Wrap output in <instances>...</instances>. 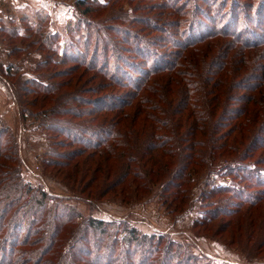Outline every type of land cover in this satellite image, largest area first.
<instances>
[{"label":"rangeland","instance_id":"1","mask_svg":"<svg viewBox=\"0 0 264 264\" xmlns=\"http://www.w3.org/2000/svg\"><path fill=\"white\" fill-rule=\"evenodd\" d=\"M98 1L90 17L111 37L108 49L100 46L99 53L94 51L95 39H90V52L98 65L107 63L108 57L107 65L115 73H133L132 63L150 68L152 64L142 63L135 49L152 39L159 43L151 47L153 53L166 59L161 64H169V69L152 74L139 90L128 81L122 86L109 83L96 69L79 62L35 69L51 52L46 45L44 48L39 33L29 28L24 16L38 23L46 15L49 22L40 33H47L50 26L63 40L61 44L68 40L74 43L80 55L77 57L82 59L85 49H79L85 46L88 32L70 28L80 21L77 0H0V28L18 31L12 35L0 30V128L10 127L11 131L5 130V139L11 137L17 145L24 179L55 196L59 201L50 202L53 208L73 216L59 237L64 238V246L72 244L81 226L83 243L94 250V242L103 238L102 232L91 235L86 228L87 219L94 217L113 223L104 237L107 243L116 241L113 255L120 261L125 257L132 264L135 259L140 264L144 257L149 261L151 253L146 250L156 242L155 238L151 244L150 235L164 232L177 242L175 246L189 250L203 264H264V235L263 228H259L264 222L255 216L261 210L264 214V200L260 206L247 209L249 202L240 206L241 200L232 192H208L214 186L238 189L241 180L237 172L248 165L256 167L252 176L260 168L264 180V30L256 31L264 12L258 13L259 0H228L243 8L241 11L254 10L252 19L239 16V29L248 35V40L263 38L258 46L243 45L228 34L184 49L177 45L183 38L172 25L182 16L176 14L175 8L159 5L165 0ZM200 2L194 0V12L199 11ZM229 4L220 0L217 8H228ZM228 15L230 9L226 18L232 29L237 27L236 20ZM203 17L204 13L195 16L204 22ZM153 21L162 32L152 26ZM168 21L170 25L165 24ZM257 32L254 37L252 34ZM173 39L176 43L171 45ZM15 46L21 49L10 56ZM178 53L171 64V58ZM10 64H16L13 69L21 73L9 78L17 86L19 77L56 86L52 94L28 93L31 99H37L36 103H27L34 112L66 106L65 102L70 107L88 109L91 100L79 105L75 100L79 95L92 100L120 95L126 102L120 109L97 113L96 124L114 133L112 136L104 132L106 140L112 136L108 144L94 149L84 142H72L65 135L53 133L51 137L41 120L24 119L19 113L21 103L14 101L8 78L1 70ZM53 119L70 121L77 127L90 117L59 115ZM93 125L87 124L84 137L96 138V134L92 135ZM51 138L55 147L51 146ZM259 187L249 185L248 195L254 197ZM217 210L224 213L214 217ZM238 222L243 226L239 231ZM130 227L137 229L138 236L127 241ZM130 244L137 251L126 254ZM93 255H85L83 261L91 263ZM2 256L0 252V261ZM57 259L48 264H55ZM107 259L110 258L104 254L100 261L108 264Z\"/></svg>","mask_w":264,"mask_h":264},{"label":"trees","instance_id":"2","mask_svg":"<svg viewBox=\"0 0 264 264\" xmlns=\"http://www.w3.org/2000/svg\"><path fill=\"white\" fill-rule=\"evenodd\" d=\"M219 1L220 0H201L200 9L198 8L199 11L196 10L195 12L193 9L194 0H165L164 2L159 4L161 6H168L173 9L175 8L177 10L176 14L182 16V18L172 21V25H174L173 27L177 28V34L179 35V38H183L179 40V42H177L178 46L184 49L185 47L191 46L200 41L213 39L216 35L228 34V36L233 37L243 45L252 47L258 46L259 41H261L263 38H254L248 40V35L244 31H241L239 29L241 27L239 16L241 14H244L249 19L254 10L241 11V9L243 8H240L239 5L235 6L234 3L229 4L228 0H226V4H229L228 8L227 5H225V7L223 6L217 8ZM259 2L260 10L258 11V13H262L264 12V0H259ZM98 4V0H77V6L80 12V21L70 28H73L76 31L80 29H86L88 32L87 35L89 37L87 36L88 39L86 38L87 40L84 44L85 46L79 49L80 51L82 49H85V54L83 55L82 59L78 58L80 56H78L77 54L79 51L76 50L73 46L74 43L71 40H68L61 44L63 40L60 39V36L50 30V26L47 33H40V30H42L43 27L49 22L48 18H46V15L45 17L41 18L38 23H33L34 21H31L29 15L24 16L25 21L27 23H30L29 28L35 29L36 32L39 33L38 37L39 39H41V44L44 46V48L46 45L48 51L51 52L46 60L41 61L35 65V69H38L41 66L46 67L49 64L60 65L71 61L77 63L79 62V64H83L86 67L96 69L99 74L109 79V83L117 84V86H122L123 82L128 81V83L137 90H139L140 87L146 83L145 81L152 74L169 69V64H161L166 61V59L158 57L155 55V53H153L151 47H158L157 45L159 43L152 39L149 40L147 45L142 46V44H140L139 47H136L135 49L137 57H141V60H143L141 61L142 63L145 61L146 66L152 64L150 68L142 67L141 63H132L131 66L134 69L132 71L133 73L127 74L122 73V71H117V73H115L112 72L109 68V65H107L109 63L108 57L107 63L105 62V64L103 63L102 65H98L94 61L95 57H93V52L92 54L90 52V42L92 43L90 39H95L97 47L94 49V51L96 53H99L98 51L101 48L100 46L108 49L109 40L111 38L107 30L103 29L98 21L90 17V14L95 11L94 8L96 7L94 5ZM102 5H105V3H103ZM204 6H207L206 10H204ZM229 9L231 10V15L228 16L234 18L237 22V27H234L233 29L229 25V19L226 18ZM199 13L205 14V17H203L204 22L195 18V16ZM29 19L31 22L29 21ZM207 22H209L211 25H207ZM263 23L264 14H261V21H257L256 31L264 30ZM165 24L170 25L169 21L165 22ZM152 26L158 28L157 31L159 32L163 31L161 28L156 26L154 21ZM0 30L12 35H16V33L18 32L16 29H12L10 27H2L0 28ZM249 31L251 32L250 28ZM42 33H44L43 38ZM131 34H133V32H131ZM258 34L259 32L252 35L254 37H257ZM134 35L136 37L138 36V34L135 33ZM139 38L144 41L142 37ZM170 43L171 45H174L176 41H174L173 39V41L170 40ZM62 46H66L67 48H63L62 50ZM20 49V47L15 46L10 53V56L15 53V50L17 51ZM179 53L175 57L171 58V64L174 63V60L176 61ZM56 56H60V58H57ZM13 67H17V65L10 64L7 69H1L4 71L3 76L7 77L8 80H10L9 78L11 77L14 78L15 76H17V72L20 71L18 69H13ZM19 74L21 73L19 72ZM118 74L120 75L118 76ZM4 79L7 80L6 78ZM8 80L7 82L10 86L14 101H18L19 104L21 103L19 113L23 116L24 119L30 117L41 120L40 124L45 126L51 137L53 133H55L56 135H65L72 142H84L85 145L93 146L94 149L106 146L109 142L108 139L110 140V138L114 135L112 131L103 130L99 125L96 124L97 113L103 110H114L116 108L120 109V106L126 103L118 94L103 95L95 100L84 99V96L79 95L75 98L76 102L79 103V105H81V102H85V100H91L90 103L92 105L89 106L88 109L76 105L70 107L69 103L65 102L67 104L66 106L60 104L56 108L34 112L28 107L27 103H30L31 105L34 102L36 103L37 99H31L29 97V94H32L35 91L42 93L44 92L45 94H52L56 86L50 85L49 83H44L39 79L27 78L23 80L19 77L18 80L16 79V82H19L18 86L15 85V82H11V80ZM59 115H72L76 118L82 115H87V117H90V120H85L81 122L82 126L76 127L70 121H66L70 123L67 124L66 122L59 121L58 119H53L54 117H59ZM89 122L94 124L93 126H91V128L95 130V133H92V135L96 134V138L88 139L83 135V133H86V130H88L87 124ZM5 130L11 131L9 126L0 128V252H2L3 255V260L0 261V264H48L56 258H58V261L55 264H102L100 259L104 254H107L110 258L109 260L107 259L108 264H132L126 257L124 258L125 260L122 259L121 261L114 257L113 254L117 249V247L114 246L116 245V241L111 242L109 240L108 243L106 242L104 233L110 231V228H112L113 223L111 221H105L94 217H89L87 219L86 228L89 230V233L91 235L98 231L103 233L102 240H97V242H94V250L90 248L88 249L90 244L83 243V235H80L81 226H79V232L78 234H76L77 236L73 237L72 244L66 247L64 246V238L59 237L64 232V226L69 224L70 221H73V216L66 215L62 210L53 208L54 205L50 204V202H52L53 199H56L57 201L59 200L55 196L49 194L41 186H34L33 184L27 182L26 179H24L21 166H19L20 161L16 150L17 145L12 141L13 138L11 139L10 137L8 139H5ZM104 132H110L112 136H110L106 140L105 137H103ZM51 141H53L52 138ZM51 146L55 147L54 141L53 144L51 143ZM55 156L56 155H54L53 158H55ZM242 169L243 170L237 172L241 180V183H239L241 184V186L238 189H235V187L225 189L222 187L214 186L208 192L210 194L224 191L232 192L235 198L238 197L241 200V202L238 203L240 206H244L243 203L249 202L250 206H248L247 209H251L254 206H260L261 202L264 200V180H262L261 178L263 177L261 169L258 168V173L256 172V176L251 175L256 167L253 169V167L248 165L247 168ZM244 182L247 185H244ZM249 185L260 186L257 189L258 193L254 197L248 195L249 193L246 189L249 188ZM208 192L205 191L204 194ZM221 213L224 212H220L219 210H217L215 211V213H213V215L214 217H216ZM255 216L257 218L259 216L262 222H264V214L262 210L259 211V213H257V215ZM263 225L264 224L259 225V228H263L262 235H264ZM238 229H243V226L240 225L239 222L237 223V230ZM136 232L137 229L135 227H130V237H125V240L128 241V239H136V236H138ZM87 237L89 236H86V238ZM155 238L156 242H154ZM152 241L154 242L153 245H150L148 250H146V252H148L147 254L151 253L149 261H146V257H144L142 259L143 261L140 264H175L177 262H183L185 264H203L201 262L202 260H200L199 258H194L193 254L189 252V250H185L181 246H175L177 242L168 238V235H166L164 232L159 233L158 235H150L151 244ZM103 244H105V246H103ZM26 245L30 247H26ZM131 246L132 244H130L126 249V254H131L137 251ZM103 247H106V249L104 251H101L100 249ZM98 252H100L99 261H96L95 258L98 256L96 253ZM153 253H155V255H152ZM85 255H93L91 256V263L83 261ZM153 257L155 258L152 259ZM136 261L137 260L135 259L133 261V264H136Z\"/></svg>","mask_w":264,"mask_h":264}]
</instances>
